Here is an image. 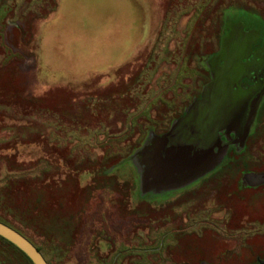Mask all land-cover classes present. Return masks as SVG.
<instances>
[{
	"label": "rangeland",
	"instance_id": "obj_1",
	"mask_svg": "<svg viewBox=\"0 0 264 264\" xmlns=\"http://www.w3.org/2000/svg\"><path fill=\"white\" fill-rule=\"evenodd\" d=\"M256 11L264 18V0H0V219L25 233L48 264H112L117 254L119 264H249L264 247L256 221L264 220L263 205L250 215L242 195L226 198L234 191L228 180L249 164L233 162L187 202L185 192L201 179L152 196L140 190L129 156L157 142L144 138L169 130L201 95L204 55L221 48V14L245 22ZM240 31L224 37L225 69L244 44L252 49L254 35ZM259 85L262 101L251 104L264 164ZM243 131L235 137L245 144ZM188 213L216 226L203 222L201 236L186 232ZM1 259L33 264L2 238Z\"/></svg>",
	"mask_w": 264,
	"mask_h": 264
},
{
	"label": "water",
	"instance_id": "obj_2",
	"mask_svg": "<svg viewBox=\"0 0 264 264\" xmlns=\"http://www.w3.org/2000/svg\"><path fill=\"white\" fill-rule=\"evenodd\" d=\"M228 48L222 45L219 50L223 61V52ZM232 59L226 69L223 64L213 68L211 82L204 85L200 97L187 106L184 115L171 123L167 133L153 145L141 147L129 156L137 161L140 190L142 187L150 189L152 192H147L154 196L155 191L172 192L191 183L226 153L227 147L220 143V132L245 131L256 111L252 104L260 101L258 94L262 88L258 84L243 88L240 84L243 65L237 54ZM157 161L162 167L154 175L152 168ZM0 237L23 251L33 264H48L42 252L24 234L1 221Z\"/></svg>",
	"mask_w": 264,
	"mask_h": 264
},
{
	"label": "flooded vegetation",
	"instance_id": "obj_3",
	"mask_svg": "<svg viewBox=\"0 0 264 264\" xmlns=\"http://www.w3.org/2000/svg\"><path fill=\"white\" fill-rule=\"evenodd\" d=\"M237 8H239L238 10H240V11L241 10H248L249 11V9H244L243 7L238 6ZM256 13L257 14H250V15L248 14V17L250 19L248 21H245V22L243 20H241L240 18H238L237 21L235 20L236 18L231 19L234 16L228 17L227 14H225V12L221 14V19L223 22V28L218 33V43H219L218 45H221L220 47H222V44L224 42V37L230 31H232L233 28H235V27H239L241 30L240 32H242V34H246V37L250 38L251 34H253L255 36V37L251 36L252 37V40H251L252 41V49L250 50V53H249V50L245 51V49H246L245 44H244V48H242L239 51V52H241L240 54H238L239 52L235 53L239 56V61L243 65V68H244V73H242V78H241V83H240L243 88H247L249 86L257 85V84L259 85L262 83L264 84V52H262L263 50H261L262 49V47H261L262 46V39L260 37L262 29L260 28V26H258L260 23L264 24V18H262L261 12L256 11ZM253 30H255V31H253ZM218 48H219V46H218ZM218 48L212 49V50H207V54L204 55V63L206 64L205 66H206L207 73H208V80L206 79L204 84L211 82L213 68L216 65H220L223 63V58H222L221 53H219ZM199 97L200 96L197 95L194 99L196 100ZM184 112L185 111H183L177 117H174V119L182 116L184 114ZM256 126H257V123L254 122L255 130H253V132L251 130L248 133V135L246 136V139H245V144L241 143V141L237 137H235L236 135L234 132H229V134H225L224 132H221V135H220L221 144H223V146L228 147L227 153L225 154L226 158L224 160L220 161L217 165H215L212 170L208 171L207 173L200 175V177L197 178V180L201 179V181L198 183L197 187H194V189L190 190V192H185L187 194H184L185 196H187L186 197L187 202H192V198L196 194L202 192L204 189L206 190L207 188L212 187L216 181V180H214L215 176H217V174L220 170L226 168L227 166L231 165L233 162L239 160L241 162L240 164H242L243 162H246L247 164H249V167L239 170L233 181L231 179L228 180V182L233 184L234 191L227 193L226 198L233 197V198H236V200H237V199H239L238 194H240L247 201V203H245V204L248 205L247 210H250V215L254 214L251 212V210H254L255 206L259 207V205L260 206L263 205L259 208V210L264 211V164L262 161L258 160V158H257V157H259V155H258L259 152L257 151V143L260 144V139H259L260 137L258 136L259 129ZM167 130H168V128H166V130H164L163 132H160L158 134L152 133L151 136L150 135L148 136V134H149L148 133L147 136H145V138H144L145 139L144 144L148 145V144L152 143L153 140H155V138H157V137L159 138L164 133H166ZM256 135H257V137H256ZM250 136L256 137V138L252 137L254 140L251 141V144H250L251 150L246 149L248 146L247 140L249 139ZM254 147H255V149H254ZM232 152H235L234 155L231 154ZM213 191L216 192L215 188L213 189ZM255 197L256 198L258 197L257 198L258 201L255 199ZM237 202H239V200H237ZM259 202H261V203H259ZM213 214H214V212H212V214H211L212 217L214 216L213 218H218V216L215 215L216 213L214 215ZM188 217H189L188 218L189 220L187 222H185V225L182 224V226H184V230L186 229V232L192 231L196 234V236H201V235L205 234L204 230H202L203 229V225H202L203 222L208 223L209 225L214 226V227L216 226L214 223L215 221H213V219L210 217L202 219L201 216L191 215V214H189ZM196 218H197V220H196ZM222 218L223 217L221 216V219ZM252 220H255V219H252ZM256 221L258 222L257 223L258 225H259V223H263L262 228H261V232L257 235L260 236V239L262 236L264 238V220L263 221L256 220ZM199 225H200L201 231L198 233L197 228H199ZM249 229H250V227H249ZM209 234H211V236H214L213 233H209ZM255 235L256 234H252V236H255ZM174 238H176V236L168 237L166 239V241L170 242ZM197 238H199V237H197ZM219 238H221V237H219ZM216 240H218L217 237H216ZM227 241H229V240H226V241L224 240L225 243ZM162 244L164 245L163 242H162ZM234 246L235 245L233 244V246H231L232 248L229 247V253H231L233 255H235L234 254L235 253ZM186 251H187V249H186ZM136 254L139 255V253H136ZM118 259H119L118 254H117V256L114 255V260H113L112 264H119ZM249 260H250L249 264H252V263L264 264V247H262L261 250H258L257 252L252 253L250 255ZM214 262L215 261H209V260H205L203 258L197 260V264H218L217 262L216 263H214ZM106 264H109V263H106Z\"/></svg>",
	"mask_w": 264,
	"mask_h": 264
},
{
	"label": "crops",
	"instance_id": "obj_4",
	"mask_svg": "<svg viewBox=\"0 0 264 264\" xmlns=\"http://www.w3.org/2000/svg\"><path fill=\"white\" fill-rule=\"evenodd\" d=\"M222 45H224V46H226V47H228L227 45H226V43H224L223 42V44ZM222 48V47H221ZM213 71V70H212ZM263 96V95H262ZM261 101H262V98H261V100L259 101V104L258 105H260V103H261ZM185 113V112H184ZM256 113V112H255ZM184 115V114H183ZM181 117V116H180ZM255 116L254 117H252V119H250L251 121H253L252 122V124L250 125V127H249V130L248 131H244V133H245V135L247 136L248 135V133L252 130H254V122H255ZM233 132V131H232ZM235 133V132H234ZM220 135H221V132H220ZM220 135H219V139H220V143H221V138H220ZM236 135V134H235ZM223 145V144H222ZM224 147H227V146H224ZM227 150H228V147H227ZM226 153H227V151H226ZM225 153V154H226ZM223 155L222 156V158L220 159V161H222V160H224L226 157V155ZM220 161H215L214 163H213V165H212V167H211V169L209 168V170H206L204 173H207L208 171H210V170H212L213 168H214V166L215 165H217ZM135 166H136V164H134ZM204 173H202V174H204ZM202 174H200V175H202ZM200 175H198V177H200ZM197 177V178H198ZM197 178H195L191 183H193V182H195L196 180H197ZM163 192H165V191H163ZM162 192V193H163ZM169 192V191H168ZM153 194V193H152ZM140 195H142L143 196V193H140Z\"/></svg>",
	"mask_w": 264,
	"mask_h": 264
},
{
	"label": "trees",
	"instance_id": "obj_5",
	"mask_svg": "<svg viewBox=\"0 0 264 264\" xmlns=\"http://www.w3.org/2000/svg\"><path fill=\"white\" fill-rule=\"evenodd\" d=\"M234 153L235 152H232L231 154H233L234 155ZM0 221H2V222H4V223H6V224H8V225H10V226H12V228H14V229H16L17 231H19V232H21L22 234H24V236H26L25 235V233H23L20 229H18L17 227H14L12 224H10L9 222H6V221H4V220H2V219H0ZM0 238H2V237H0ZM28 238V237H27ZM2 239H4V238H2ZM29 239V238H28ZM4 240H6V239H4ZM7 241V240H6ZM29 241H31L30 239H29ZM8 243H10L11 244V242H9V241H7ZM32 242V241H31ZM33 243V242H32ZM34 244V243H33ZM13 247H16V246H14L13 244H11ZM41 252H42V250L36 245V244H34ZM17 248V247H16ZM18 249V248H17ZM20 250V249H19ZM22 253H23V251H22ZM43 253V252H42ZM24 254V253H23ZM44 256V255H43ZM32 263V262H31ZM0 264H9V263H7V262H5L3 259H1L0 260Z\"/></svg>",
	"mask_w": 264,
	"mask_h": 264
}]
</instances>
